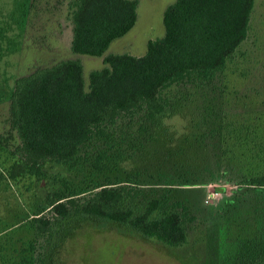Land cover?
<instances>
[{
  "label": "trees",
  "instance_id": "16d2710c",
  "mask_svg": "<svg viewBox=\"0 0 264 264\" xmlns=\"http://www.w3.org/2000/svg\"><path fill=\"white\" fill-rule=\"evenodd\" d=\"M16 1L20 28L37 0ZM254 3L173 0L162 12V34L137 55L108 49L135 25L138 0H66L71 52L102 57V65L86 78L80 58L63 57L14 79L0 132V157L5 150L12 162L0 169V185L22 177L47 190L30 216L0 222V235L21 221L18 227L31 236L13 249L17 261L6 248L8 264H64L66 238L105 222L184 246L191 208L202 202L198 187L216 178L235 187L215 210L208 242L217 261L210 264H264V109L245 112L236 123H186L182 138L165 122L172 114L165 96L170 87L225 74L248 35ZM237 102L245 110V100ZM157 142L166 162L155 171L140 168ZM176 147L194 155L191 165L181 163ZM46 209L49 215H41ZM41 238L50 243L43 256L35 255Z\"/></svg>",
  "mask_w": 264,
  "mask_h": 264
},
{
  "label": "rangeland",
  "instance_id": "374dc122",
  "mask_svg": "<svg viewBox=\"0 0 264 264\" xmlns=\"http://www.w3.org/2000/svg\"><path fill=\"white\" fill-rule=\"evenodd\" d=\"M48 1L49 4H46L47 0L35 1L36 6L30 7L23 26L18 28L14 20L20 14L16 8L18 1L0 0V27H6L3 30L5 36L0 40V132L6 126L9 91L18 75L30 71L34 66L63 57L80 58L86 78L91 69L102 65V57L71 52V26L67 18L66 0L61 6L55 4V0ZM172 1L138 0L135 25L124 36L113 41L108 52L143 53L147 40L162 34V12ZM165 96L172 108V114L166 117L165 122L176 129L178 138L184 136L186 123H225L230 120L236 123L244 119L247 115L245 112L253 114L264 109V0H255L248 35L238 47L234 59L227 64L224 75L217 76L207 84L172 86ZM238 97L245 100V110L237 102ZM152 148L151 153L145 151L150 155L149 159L138 161L140 168L155 171L166 162L161 157L162 151L165 152L164 145L157 142ZM177 152L181 163L187 166L193 163L194 155L189 150L184 153L178 149ZM11 162V157L2 150L0 169L5 171ZM180 169L183 170L181 165ZM181 187L186 189L190 186ZM234 187V184L220 178L199 185L203 192L202 202L199 207L191 208L193 220L187 223L188 241L184 246L170 247L111 223L88 224L66 238L61 251L62 261L64 264H210V258L217 261V253L208 242L209 229L218 218L215 210ZM46 190V186L38 187L33 181L22 177L19 180H4L0 185L1 225L13 221L16 214L30 216L31 209L43 203ZM181 193L176 192L178 195L174 197L182 199ZM48 212L46 209L41 215L48 216ZM19 223L5 229L2 234L9 235L0 241V252L4 255L0 256V264H8L5 256L9 251L6 248L12 251L10 253L17 261V252L13 249L21 247L22 237H31L30 233L20 230ZM49 244L46 238H41L35 255L43 256ZM36 262L42 264L41 260Z\"/></svg>",
  "mask_w": 264,
  "mask_h": 264
}]
</instances>
